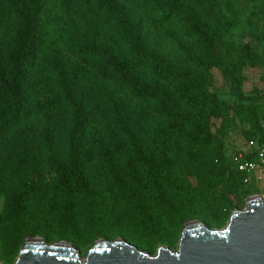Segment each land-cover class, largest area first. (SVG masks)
<instances>
[{"label": "trees", "instance_id": "16d2710c", "mask_svg": "<svg viewBox=\"0 0 264 264\" xmlns=\"http://www.w3.org/2000/svg\"><path fill=\"white\" fill-rule=\"evenodd\" d=\"M258 65L264 0H0V262L26 238L153 252L223 227L258 194L230 156L264 146V89L241 95ZM213 69L239 104L209 92Z\"/></svg>", "mask_w": 264, "mask_h": 264}, {"label": "water", "instance_id": "95a60500", "mask_svg": "<svg viewBox=\"0 0 264 264\" xmlns=\"http://www.w3.org/2000/svg\"><path fill=\"white\" fill-rule=\"evenodd\" d=\"M14 264H264V202L247 197L244 209L232 212L223 230L185 223L176 252L160 248L151 256L123 240H99L82 262L68 243L47 245L28 238Z\"/></svg>", "mask_w": 264, "mask_h": 264}, {"label": "rangeland", "instance_id": "374dc122", "mask_svg": "<svg viewBox=\"0 0 264 264\" xmlns=\"http://www.w3.org/2000/svg\"><path fill=\"white\" fill-rule=\"evenodd\" d=\"M232 40L235 41L236 43H248L250 45V47H252L253 50L258 55L261 56L262 53H261V50L259 48L257 40L252 35H250L248 31H244V32L240 33L238 36H236ZM210 74H211V79H210L209 92L215 94L219 99L227 102L230 105L239 104L241 102L239 99H237L234 96V94L231 90V87H230V83L223 77L222 73L219 70L213 69ZM240 76L242 78L241 95L244 98L245 97L246 98H248V97L254 98L257 95L261 94V92L264 89V66L263 65H258L254 68L243 69L240 72ZM249 103H250V101L248 99H245L242 101V104H244V105H247ZM219 123H220L219 121H213L212 122V125H211V131L212 132H215L216 128L219 126ZM260 126L264 130V119L260 121ZM248 128H249L248 125L242 126V129H248ZM223 142L226 145V148L230 149V152L232 151V148H234V147L237 150L244 148V146H243L244 141L242 139L240 132H234V133L228 134V136L223 140ZM250 143H252V142H250ZM255 186L258 189V194L255 196L259 197L264 202V181L260 182V183H255ZM235 208H236V211H242L244 209V205L242 207L235 206ZM0 212H1V207H0ZM233 212H234V210H233ZM194 221H196V220H194ZM198 222H200V221H198ZM200 223H202V222H200ZM226 224L221 228L220 227L209 228V227H206L204 224L203 225L210 230H223L226 227ZM79 227L81 229H83L84 225L79 222ZM42 229H43V227H42ZM179 237H180V235H179ZM35 238H40L44 241V239L42 237H35ZM27 239L28 238H26L25 240H27ZM25 240L23 241V243L25 242ZM99 240H105V239L99 238L96 241H93L92 244H90V245H86L85 247H77V248L72 246L70 243H68L66 241L59 240V239L52 240L51 243H46L45 241L44 242L47 245L58 244L60 242H65V243L70 244L74 249H76L78 251L79 258L83 262L87 252ZM115 240H123V239L122 238H116L114 240H105V241L114 242ZM123 241H125V240H123ZM85 242H86V240H83L80 244H84ZM23 243H22V245H23ZM126 243L129 244L128 242H126ZM22 245L18 248L16 255L12 259L9 257L11 264H14L15 261L17 260ZM129 245H131V244H129ZM132 246H134V245H132ZM134 247L142 253L154 256L156 254L157 250L160 248H165V249H168L172 252H176L177 248H178V241L174 244V246L172 248H169L166 245H160V246L156 247L153 252H147L142 248H138L136 246H134Z\"/></svg>", "mask_w": 264, "mask_h": 264}, {"label": "built area", "instance_id": "2783aa9c", "mask_svg": "<svg viewBox=\"0 0 264 264\" xmlns=\"http://www.w3.org/2000/svg\"><path fill=\"white\" fill-rule=\"evenodd\" d=\"M230 156L236 166L237 171L243 177L242 183L244 186H248L252 183L255 185V183H260L264 181L263 145L260 146L252 142L248 144L247 147L238 154H230Z\"/></svg>", "mask_w": 264, "mask_h": 264}, {"label": "bare ground", "instance_id": "6f19581e", "mask_svg": "<svg viewBox=\"0 0 264 264\" xmlns=\"http://www.w3.org/2000/svg\"><path fill=\"white\" fill-rule=\"evenodd\" d=\"M34 240H36V239H34Z\"/></svg>", "mask_w": 264, "mask_h": 264}]
</instances>
